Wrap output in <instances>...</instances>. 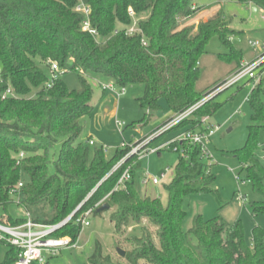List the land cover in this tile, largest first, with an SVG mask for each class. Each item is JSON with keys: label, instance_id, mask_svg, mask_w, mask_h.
I'll return each instance as SVG.
<instances>
[{"label": "trees", "instance_id": "trees-1", "mask_svg": "<svg viewBox=\"0 0 264 264\" xmlns=\"http://www.w3.org/2000/svg\"><path fill=\"white\" fill-rule=\"evenodd\" d=\"M234 1L264 12V0ZM81 5L89 8V25L97 37L83 31L85 17L76 11ZM194 5L195 0H0L1 224L15 227L26 221L10 214L12 206L43 207L47 210L43 219H32L43 225H57L81 206L54 234L76 243L84 213L97 216L112 210L109 219L117 235L129 223L138 225L142 220L155 231L142 227L140 237L129 239L132 248L122 262L105 256L96 242L88 264H264V231L258 227L251 232L250 246L240 222L230 225L219 217L206 221L196 215L191 227L182 231L186 217L182 198L218 196L212 189L215 177L202 163L198 146L177 144L182 155L164 186L167 203L163 205L142 192L141 161L136 155L126 158L129 143L107 159L102 147L90 149L88 139L80 140L93 111L87 74L102 76L117 89L140 86L142 96L136 103L144 117L135 127L145 128L161 110L160 102L174 116L216 89L194 90L199 60L210 39L217 38L228 51L219 56L222 62L234 60L240 65L241 54L230 43L237 33L229 28L221 10L205 22L187 25L200 11ZM134 20H138L137 31L129 35ZM51 64L57 65L58 73L51 72ZM68 72L77 74L78 89L69 90L63 82ZM8 89L12 94L5 96ZM215 98L167 133L203 130L202 120L221 107ZM246 100L251 111L248 139L233 155L260 198L249 204L252 216H257L264 214V168L254 156L257 134L264 130V78ZM127 169L129 181L118 186ZM19 183L17 203L10 192ZM5 250L0 264H15L16 250Z\"/></svg>", "mask_w": 264, "mask_h": 264}, {"label": "rangeland", "instance_id": "rangeland-1", "mask_svg": "<svg viewBox=\"0 0 264 264\" xmlns=\"http://www.w3.org/2000/svg\"><path fill=\"white\" fill-rule=\"evenodd\" d=\"M194 6L200 11L186 24L205 22L216 11L221 10L225 21L229 23V28L237 33L230 38V43L233 49L241 54L242 59L239 66L234 60L222 62L219 56L227 54L228 51L217 38L210 39L206 53L199 60V77L194 86L196 92L202 93L215 88L238 71L241 65L251 64L263 53L264 12L259 9L254 12L252 7L238 4L234 0H195ZM210 6L211 9H207ZM138 20L133 21L135 31ZM249 43L257 46L252 48ZM86 79L93 90V111L90 118L85 120V131L80 140L91 137L94 145L89 146L90 149L102 147L107 159L122 148L124 143L131 141L128 144L130 151L137 144L146 143L141 150L146 148L149 153L142 158L141 172L149 178H157L167 168L170 169L171 175L158 186L149 183L141 189L147 196L157 198L166 205L167 193L164 186L172 178L179 154L167 150L153 153L150 151L169 142V138L174 134L161 133L153 136L155 133H152L171 118L170 111L164 102H160L161 110L151 116L150 124L145 128L135 127L141 125L144 117V111L136 103V99L142 96L143 90L140 86L125 89L124 95L117 99L110 91L102 90V86L108 85L111 81L92 74H87ZM62 80L69 90L78 89L76 73L68 72L62 76ZM251 89V82L245 81L239 86L214 94L215 102L221 107L212 117L204 119H207L208 126L218 128V131L205 143L210 160L203 158L202 163L209 167V173L215 177L212 189L217 191L218 196L206 193L182 198L181 209L186 213L181 224L182 231H187L191 227L192 219L196 215H200L206 221L219 217L230 225L240 222L244 241L248 246L251 244V232L255 227L264 231V214L252 216L249 205L251 202H259L260 198L245 181V171H240V161L233 155L248 139L251 111L246 98ZM117 122L123 124L121 129L117 128ZM148 139L150 140L147 143ZM256 146L254 156L264 168V130L258 132ZM238 197L244 198L243 202L238 201ZM13 200L19 203L20 198L16 196ZM46 212L47 210L41 206L27 209L16 206L10 208V214L14 218H24L28 213L31 219L41 220ZM111 212L112 210L104 211L97 216L91 215L87 220L89 226L81 229L77 247L60 250L55 257L49 259L48 264H88V258L96 242L101 245L105 256L111 257L113 261H121L124 256L120 257L119 252L126 253L131 250L128 240L140 237L142 227H147L152 233L155 231L152 225L142 220L138 225L129 223L121 235H117L109 219ZM5 251L3 248L0 249V263ZM138 264L147 263L140 261Z\"/></svg>", "mask_w": 264, "mask_h": 264}, {"label": "built area", "instance_id": "built-area-1", "mask_svg": "<svg viewBox=\"0 0 264 264\" xmlns=\"http://www.w3.org/2000/svg\"><path fill=\"white\" fill-rule=\"evenodd\" d=\"M76 11L85 17V20L83 22V31L89 33L93 37H97L96 32L93 31L89 25V8L81 5L76 9ZM128 14L130 17L133 16V13L131 11H129ZM135 32L136 31L132 27L128 31V34L132 35ZM249 44L252 48L257 46V44L254 43ZM142 45H145L144 42H142ZM263 64L264 51L251 64L241 65V68L238 71L233 73L224 82L218 84L216 89L199 104L181 114L172 116L170 120L165 125H163L161 129L157 131L153 136H157L161 133H167L168 131L179 125L181 122L190 120L193 113L201 106V104L214 97V94L219 91L229 89L233 86H239L245 81L251 82L252 89H254L264 78ZM58 71L59 68L57 67V65L51 64V72L58 73ZM52 78L55 79L56 77L52 75ZM47 87L50 88L51 84ZM102 90L110 91L117 98L123 96L125 93V89H117L113 83H108V85L102 86ZM11 94V90L8 89L5 93V96ZM201 125L203 127V130L182 131L178 136L171 139L169 142L159 146L158 148L150 152L153 153L162 150H171L172 152L182 155V151L180 150L179 146H177V144L186 143L192 146H198L202 153V157L210 160V156L205 147V143H207L208 140L214 135V133L218 131V128H212L208 126L207 119H203ZM116 126L118 129H121L123 127V124L117 122ZM149 140L150 139L147 140V143ZM88 144L89 146L94 145L92 141H89ZM144 144L146 143L137 144L126 156V158L131 155H136L138 159L141 160L145 154L149 153L146 148L141 150ZM22 157L23 155L21 154L20 158ZM125 159L119 162L113 170H116L124 162ZM169 175H171V172L170 169L167 168L164 169L157 178H149L148 176L144 175L141 181V185L144 187L150 183L152 186H158L163 180H166ZM129 178V169H127L121 176L118 182V186H122L124 183L128 182ZM21 188L22 184L19 183L16 189L10 192V196L16 197L15 195L17 194V191H19ZM237 200L243 202L244 198L238 197ZM80 207L81 206L77 207V209L71 216L57 225H43L35 223L29 217L28 213L24 217L26 221L22 225L11 227L0 223V249H5L7 247L14 248L16 250L15 264H48L49 259L55 257L60 252V250L65 248L77 247V242L73 243L69 237H55L54 234L71 220L72 216L80 209ZM90 216L91 211H87L80 218L79 221L81 229L89 226L87 220Z\"/></svg>", "mask_w": 264, "mask_h": 264}, {"label": "crops", "instance_id": "crops-1", "mask_svg": "<svg viewBox=\"0 0 264 264\" xmlns=\"http://www.w3.org/2000/svg\"><path fill=\"white\" fill-rule=\"evenodd\" d=\"M252 10H253V8H252ZM257 10H258V9H256V11H257ZM141 90H142V89H141ZM115 97H116V96H115ZM116 98H117V97H116ZM117 99H118V98H117ZM170 116H171V117L173 116V114H172L171 112H170ZM150 120H151V119H150ZM151 123H152V122H151ZM164 123H165V122H164ZM164 123H163V124H164ZM149 124H150V121H149ZM149 124H148V125H149ZM155 130H156V129H155ZM135 132H137V131H135ZM179 134H180V133L173 134L172 137H170L168 141H170L171 139L175 138V137L178 136ZM87 139H88L89 141H93L91 137H88ZM155 140H156V139H155ZM132 141H133V140H132ZM135 141H136V140H135ZM153 141H154V140H153ZM153 141H152V142H153ZM130 142H131V141H130ZM130 142H128V143H130ZM140 161L142 162L143 160L141 159ZM143 176H144V173L142 172V178H143ZM141 181H142V180H141ZM144 187H145V186H144Z\"/></svg>", "mask_w": 264, "mask_h": 264}, {"label": "water", "instance_id": "water-1", "mask_svg": "<svg viewBox=\"0 0 264 264\" xmlns=\"http://www.w3.org/2000/svg\"><path fill=\"white\" fill-rule=\"evenodd\" d=\"M253 11L256 12V8H253ZM119 255H120V257H123L124 253L123 252H119Z\"/></svg>", "mask_w": 264, "mask_h": 264}]
</instances>
